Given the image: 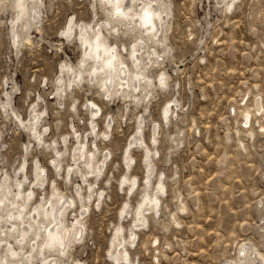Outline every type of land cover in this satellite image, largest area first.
<instances>
[{
    "label": "rangeland",
    "instance_id": "1",
    "mask_svg": "<svg viewBox=\"0 0 264 264\" xmlns=\"http://www.w3.org/2000/svg\"><path fill=\"white\" fill-rule=\"evenodd\" d=\"M167 4L160 57L145 71L154 86L137 100L106 96L99 77L89 75L95 61L80 64L78 27L96 29L113 18L103 0H41L40 16L31 10L27 28L25 21L13 27L14 0H0V182L35 187L31 207L54 185L76 199L67 224L85 212L84 235L62 264H117L111 253L125 248L129 261L120 264H238L250 258L240 253L244 244L264 264V0ZM102 29L131 67L127 51L136 33ZM162 74L165 87L159 85ZM59 77L67 88L63 97ZM91 102L100 108L98 118ZM34 107L41 113L42 143L31 131ZM81 143L85 156L77 151ZM146 148L153 165L149 180ZM99 161L104 166L96 176ZM36 162L46 171L44 187L35 184ZM160 180L164 188L158 191ZM146 194L157 195L160 204L147 207L138 224L135 211ZM115 237L122 245L112 246ZM6 250L1 244L0 255Z\"/></svg>",
    "mask_w": 264,
    "mask_h": 264
},
{
    "label": "bare ground",
    "instance_id": "2",
    "mask_svg": "<svg viewBox=\"0 0 264 264\" xmlns=\"http://www.w3.org/2000/svg\"><path fill=\"white\" fill-rule=\"evenodd\" d=\"M103 2L107 5L109 15L113 18L108 19L105 24L98 25L96 29H93L89 24H82L78 27L82 32L80 41L83 46L80 64L84 66L90 58L95 61L89 75L92 78L99 77L100 86L106 96L111 97L121 94L125 99L134 98L140 100L142 98L140 94L145 92V96H148L151 92L149 87L153 85V81L151 78H147L145 73L150 64H156L160 57L157 46L162 45L165 25L169 16L167 0H103ZM14 3L16 6L15 10H17V18L13 21V27L18 21H25L24 27L27 28L31 10H34L38 16L41 14L39 6L41 0H14ZM103 25L109 32L114 34L136 33L134 45L127 51L130 56L131 67L123 56L122 48L109 42L102 29ZM89 29L92 31L93 36ZM15 30L17 29L15 28ZM69 30L73 32L74 27L70 26ZM124 50H126V46H124ZM146 55L147 60H145ZM62 68L73 72V67L65 64L62 65ZM81 77L82 72L76 76V79H81ZM73 82L74 79H70L67 86H71ZM58 83L57 93L60 97H63L67 90V88L63 87V77L58 78ZM159 85L161 87L167 85L166 74L160 76ZM174 104L177 106L176 100ZM91 105L94 107L93 118H98L100 108L94 102H91ZM33 112L34 115L31 119L33 127L31 131H33L35 138L42 143L44 142V133L41 130L38 131V126L41 123V113L37 112L35 107ZM163 118L165 120L169 119V111L164 112ZM248 122L249 119L246 120V123ZM91 125L93 133H96L97 127L94 120H92ZM139 125V127H142L141 123ZM110 127L111 122L108 121L107 128L109 129ZM157 127L153 130L154 145L157 143ZM103 136H109L107 130L103 132ZM77 138L79 139L78 135ZM63 142H65L64 144L68 142L67 137L64 138ZM140 145H145V142L140 140ZM95 147L97 148L96 144ZM146 149L148 155L145 156V161L149 167L147 176L149 180L153 165L149 159L150 150L149 148ZM77 151L82 156H85L86 144L81 143ZM90 153L91 157L88 166L92 168L95 163V153L93 151ZM53 164L60 171L61 163L54 159ZM103 166L104 161H99L96 164V170L94 171L96 176L102 174ZM25 168L26 166L24 165L23 170ZM71 170L73 169L71 168ZM45 172V169L36 162V186H45L47 181ZM70 174L69 172L68 176H71ZM24 179L27 180L26 175ZM161 180L158 191L164 188ZM25 183L23 180H17L13 186L7 180L0 182V246L5 243L7 248L5 254L0 255V261L3 264H35L36 260L40 264H62L63 259L69 255L76 242L81 240L84 235L85 224L83 220L85 212L82 211L75 217L73 222L67 224V214L74 207L76 199H67L65 194L55 185L51 188V193L47 198L43 197L41 201L39 200V203L31 207V201L36 196V190L32 186L26 190L24 188ZM135 185L136 181H134L131 190L134 189ZM78 196L79 199L83 198L80 191H78ZM159 204L160 198L157 195L149 196L146 194L135 211L136 222L138 224L143 222L141 219L144 218L147 207L158 208ZM127 208L128 205L123 211H126ZM117 235L122 236L121 229H118ZM135 241L136 234L131 233V243ZM115 242L122 245L118 237H115L112 242L113 247L116 244ZM26 248H29V250L25 251ZM240 253L243 256L249 253L250 258L240 261L238 264H263V260H260L262 255L254 252V250L252 251L245 244L241 247ZM111 255L114 256L117 264H120V260L129 261V252L126 248L121 249L117 254L111 253Z\"/></svg>",
    "mask_w": 264,
    "mask_h": 264
}]
</instances>
